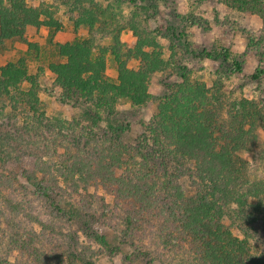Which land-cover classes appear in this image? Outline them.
I'll use <instances>...</instances> for the list:
<instances>
[{
	"label": "rangeland",
	"instance_id": "obj_1",
	"mask_svg": "<svg viewBox=\"0 0 264 264\" xmlns=\"http://www.w3.org/2000/svg\"><path fill=\"white\" fill-rule=\"evenodd\" d=\"M14 3L29 13L16 23L17 37L0 45V82H12L0 85V264H264V0H0V18ZM225 53L224 64L201 57ZM233 60L240 73L232 72ZM148 63L155 68L141 78L148 96L141 105L64 95L55 68L67 66L70 82L96 77L119 86L120 75ZM12 65L24 71L17 83L5 75ZM185 80L209 90L212 112L223 120L243 102L255 106L247 108L254 117L244 122L246 144L236 156L263 193L244 208L224 207L223 188L214 199L218 216L195 204L198 187L214 177L177 178L180 166L167 153L168 165L149 172L151 180L127 170L132 158L142 162L136 150L144 135L149 150L174 149L151 131ZM220 147L215 141L213 149ZM187 162L211 167L205 158ZM24 172L57 180L61 212L36 196ZM209 174L228 176L226 168ZM229 182L225 190L235 198L246 191ZM178 196L185 210L173 206ZM224 231L243 246L225 247Z\"/></svg>",
	"mask_w": 264,
	"mask_h": 264
},
{
	"label": "trees",
	"instance_id": "obj_2",
	"mask_svg": "<svg viewBox=\"0 0 264 264\" xmlns=\"http://www.w3.org/2000/svg\"><path fill=\"white\" fill-rule=\"evenodd\" d=\"M244 1L245 4H247V0ZM13 9H15V11L10 13V15H6L7 11L5 10V16L0 18V45H2L5 40H11L17 37L19 31L16 23L22 19L21 16L26 17L29 13L25 8L15 3ZM75 48L80 51L82 50L79 45ZM202 56L208 59H219L223 64L226 63L228 58L226 53L224 57L220 56V54H206L201 55V57ZM70 60L72 61L71 58ZM231 66L233 73H240L242 71L241 64L237 60H233ZM55 68L58 79L57 82L61 86L64 95L79 91L88 92L90 95H86V98L99 102L100 104H108L114 97H120L129 100L133 105H141L144 100L148 98L145 87L141 86L144 82L142 80L144 77L142 76L145 74L144 71L155 68V66H153L152 63H148L145 65V68H142L139 72H126L129 77L120 75L119 86H111L105 81L98 80L96 77H90V81L88 80L85 83L77 80L70 82L67 66H58ZM9 71L10 72L5 75H11L12 79L17 80L16 83L23 79L24 71L19 65H12ZM261 73L262 71H257V73L252 75V79L257 80ZM16 83L13 85H16ZM89 84H92V86ZM0 85L4 89H7L9 86H12V82L7 79L6 82H0ZM87 85V90L82 91ZM175 88L177 97L171 103H165L160 106L156 128L151 131V133H156L160 130L164 135V140H166L169 145L174 146V149L170 151L166 146L163 147V149H159L152 145L151 150H149L148 141L151 139L149 136L144 135L140 147L136 150L142 162L137 164L132 158V160L126 163L127 170L135 177L151 180L148 176L149 172L154 175V173H157L158 168H163L162 170H164L163 166L168 165V162L164 160V155L167 153L168 156L174 160L173 162H175L176 166H180V168H175L177 178L178 174L179 177H183V173H187L191 174L190 177H192L193 180L196 179L198 182L202 183L206 178L214 177V179H207L211 180V185L209 187H206V185L198 187L197 195L194 200L195 204L201 206L203 203H206L208 206L206 211L211 213L212 216H218V212L221 210L222 206L216 205L214 199L221 193L219 189L223 188V197L227 198L225 201H222L220 195H218L217 200H221L224 207L228 202H234V204L238 205L240 208H244L245 204L248 202V198L253 199L257 197L258 194L263 193L261 189L258 191L257 185H251L247 179L244 178L245 163L236 156V153L242 151L246 144L244 142V136L247 132H244V122H246L249 116L254 117L253 114L249 115L247 108L255 106L253 103L243 102L240 105L241 112L238 115L234 114L232 120H223L220 116H215L212 112L213 105L210 96H208L210 93H208L209 90L206 89L203 84L185 80L182 84L176 85ZM173 89L174 87L172 86V90ZM211 97L213 98V95H211ZM31 98L32 97L27 95V101ZM31 102L30 100V103ZM33 109L35 111L37 110L35 108ZM215 141L221 144L219 151L213 149ZM157 158L161 159L160 162H158ZM192 158L196 161L205 158V163L211 165V167L205 171L208 173L202 171L199 165L195 163L189 164L187 161ZM220 168H226L228 176H226L225 180H221L215 175L209 174L214 172L217 173ZM69 171L70 174L73 175L76 172L73 167ZM23 174L24 182L28 187L34 189L38 198L45 200L56 210L62 211L58 197L53 195L57 180L51 178L50 181L45 182V179L38 180L33 173L24 172ZM203 174L208 175V177H204ZM230 178L231 182H233L236 187L240 189V187L244 186L246 189L238 198H235L237 195L236 193V195H234L225 190V188L228 187ZM65 179L69 180L68 178ZM116 183L120 182L116 181ZM193 183H196V181H193ZM218 185L220 187H218ZM182 199L181 201L183 202L179 201V196L178 199L175 198V200L179 201H174L173 203L176 210L180 207L185 210V200L184 198ZM198 209L199 208H197V210ZM254 209L255 207H253V210ZM239 214L243 215V212ZM183 219L185 218L180 216L177 217V220L180 222ZM129 224L131 225V220ZM203 232L204 231H202V233ZM222 235L225 236V239H229V241L224 244L227 248L228 246H243L244 244L243 241L235 239L227 231H224Z\"/></svg>",
	"mask_w": 264,
	"mask_h": 264
}]
</instances>
